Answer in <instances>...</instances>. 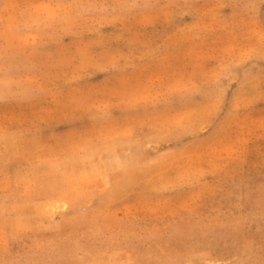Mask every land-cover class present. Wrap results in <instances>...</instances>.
<instances>
[{"label":"rangeland","instance_id":"rangeland-1","mask_svg":"<svg viewBox=\"0 0 264 264\" xmlns=\"http://www.w3.org/2000/svg\"><path fill=\"white\" fill-rule=\"evenodd\" d=\"M1 101L0 134L29 150L42 126L90 109L110 166L123 140L145 147L151 176L123 180L86 224L103 264L190 243L234 257L264 228L251 217L264 195V0H0ZM70 241L14 235L0 264H76Z\"/></svg>","mask_w":264,"mask_h":264},{"label":"crops","instance_id":"crops-1","mask_svg":"<svg viewBox=\"0 0 264 264\" xmlns=\"http://www.w3.org/2000/svg\"><path fill=\"white\" fill-rule=\"evenodd\" d=\"M6 104L1 101L0 110ZM38 137L39 144L29 150L23 138L17 145L8 133L0 134V251L9 250L14 235L63 232L70 237L76 264H103L99 245L87 234L86 224L110 213L109 201L121 200L123 180L130 186L139 185L136 174L143 170L149 175L155 166L151 161L138 160L146 149L129 140H123L117 150L124 154L123 160L110 166L109 136L99 112L93 109L45 124ZM261 186L264 190L263 183ZM254 207L251 217L264 224V195ZM202 244L167 248L147 261L264 264L263 227L243 240L240 253L234 257L222 258L215 247ZM53 259L55 263L57 258Z\"/></svg>","mask_w":264,"mask_h":264}]
</instances>
